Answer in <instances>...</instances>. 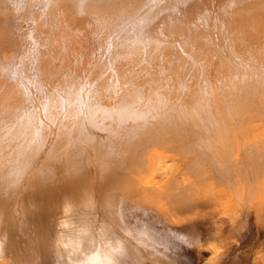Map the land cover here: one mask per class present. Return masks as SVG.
<instances>
[{
	"label": "bare ground",
	"instance_id": "1",
	"mask_svg": "<svg viewBox=\"0 0 264 264\" xmlns=\"http://www.w3.org/2000/svg\"><path fill=\"white\" fill-rule=\"evenodd\" d=\"M251 219L264 0H0V264H214Z\"/></svg>",
	"mask_w": 264,
	"mask_h": 264
},
{
	"label": "rangeland",
	"instance_id": "2",
	"mask_svg": "<svg viewBox=\"0 0 264 264\" xmlns=\"http://www.w3.org/2000/svg\"><path fill=\"white\" fill-rule=\"evenodd\" d=\"M130 223L134 226L138 222L132 219ZM148 227L151 231L154 230L151 224ZM207 235L208 229L205 228L202 233L203 241ZM201 244L202 242H191L190 245L181 247L171 246L166 253L175 264H209L214 260L213 255L206 248L200 247ZM214 264H264V225L251 219L246 227L236 234L235 240L223 247Z\"/></svg>",
	"mask_w": 264,
	"mask_h": 264
}]
</instances>
